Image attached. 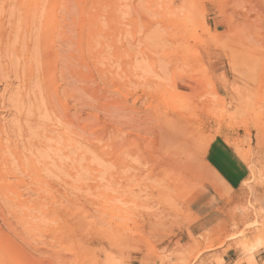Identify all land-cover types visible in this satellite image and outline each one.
I'll use <instances>...</instances> for the list:
<instances>
[{"label":"rangeland","instance_id":"1","mask_svg":"<svg viewBox=\"0 0 264 264\" xmlns=\"http://www.w3.org/2000/svg\"><path fill=\"white\" fill-rule=\"evenodd\" d=\"M85 3L0 0V264H264V0Z\"/></svg>","mask_w":264,"mask_h":264},{"label":"bare ground","instance_id":"2","mask_svg":"<svg viewBox=\"0 0 264 264\" xmlns=\"http://www.w3.org/2000/svg\"><path fill=\"white\" fill-rule=\"evenodd\" d=\"M93 1L94 0H85L86 9L91 8ZM6 2L8 7L11 6L12 10L20 11V15H22L24 19H26L28 15L32 16L31 24L33 25L34 28V33L36 35L38 47H43L46 43H48L49 38L47 37L48 36L47 34L50 32L51 28L54 31V28L56 29L57 26L60 25V16L57 15L58 14L57 11L60 10V5H61L60 0H8V1L6 0ZM71 6L73 7V4ZM81 11H82V7H81ZM179 130L181 133L180 135H182L183 138L181 139L180 138L181 136H179V138L177 139V143L175 142L176 144L173 145L174 152L179 153L176 154V157L178 158H176V160H174L173 162L177 164L179 163L178 164L179 166L182 165V166L190 167L194 171L200 170V168H202L203 166L202 163L207 162V157L205 153L208 150V145L203 140L199 139L198 135L195 136L192 132H190V130H187L182 127H180ZM181 140L185 141L184 142L185 144L181 143ZM180 158H182V160ZM215 159L216 162L220 163L221 160L219 158H215ZM211 182L213 184L212 180Z\"/></svg>","mask_w":264,"mask_h":264}]
</instances>
